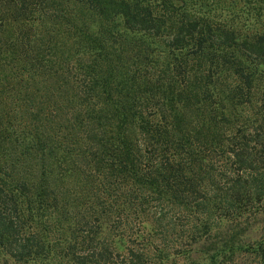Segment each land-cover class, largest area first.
<instances>
[{
  "label": "trees",
  "instance_id": "1",
  "mask_svg": "<svg viewBox=\"0 0 264 264\" xmlns=\"http://www.w3.org/2000/svg\"><path fill=\"white\" fill-rule=\"evenodd\" d=\"M202 256L264 264V0H0V264Z\"/></svg>",
  "mask_w": 264,
  "mask_h": 264
},
{
  "label": "rangeland",
  "instance_id": "2",
  "mask_svg": "<svg viewBox=\"0 0 264 264\" xmlns=\"http://www.w3.org/2000/svg\"><path fill=\"white\" fill-rule=\"evenodd\" d=\"M175 222H176V225H177V227H175L174 229V231H173V234H174V232H175V234L177 233V231H179V230H177L178 229V226H180V224H181V220H175ZM261 225L262 224H260V223H258L257 221L254 223H251V224H248V226H247V229L246 230H240V231H237V233H239V237L240 238H243V237H247V236H254V235H256V233H257V231L259 230V228L261 227ZM231 230H232V228L230 229V224H228V223H226V222H224L223 224H222V226L220 227V229L218 230V232H217V237H216V239H217V245H219V247L221 246L220 245V241H222V239H226L227 237V235L228 234H230L231 235ZM236 243V242H235ZM231 247V245L230 244H227V246H225V248H224V250L225 251H229L228 250V247ZM232 248V247H231ZM219 250V249H218ZM221 250V249H220ZM214 251V249H210V253H212ZM230 252V251H229ZM234 254H235V258H242V255H245V253L244 252H242L241 250H239V249H237V250H235V252H234ZM203 255V254H202ZM205 255H207L206 253H205ZM230 255L231 254H228V256L226 257V259H228L229 257H230ZM201 257V256H200ZM194 258H188V257H181V258H177V259H175V261H173V262H170L169 264H192L193 262H192V260H193ZM201 263H205V264H208L209 263V261L207 260V258L205 257V256H202V258H201V260H199Z\"/></svg>",
  "mask_w": 264,
  "mask_h": 264
}]
</instances>
